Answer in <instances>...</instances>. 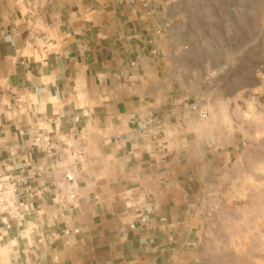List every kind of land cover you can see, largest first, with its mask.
Listing matches in <instances>:
<instances>
[{"label":"crops","instance_id":"obj_1","mask_svg":"<svg viewBox=\"0 0 264 264\" xmlns=\"http://www.w3.org/2000/svg\"><path fill=\"white\" fill-rule=\"evenodd\" d=\"M208 65L161 0H0V176L51 163L31 128L81 151L66 224L47 188L60 170L30 176L0 264H208L218 139L236 132Z\"/></svg>","mask_w":264,"mask_h":264},{"label":"rangeland","instance_id":"obj_2","mask_svg":"<svg viewBox=\"0 0 264 264\" xmlns=\"http://www.w3.org/2000/svg\"><path fill=\"white\" fill-rule=\"evenodd\" d=\"M161 1L186 54L209 56L214 87L223 77L231 83L223 91L236 132L218 139L222 181L211 206L208 264H264V0Z\"/></svg>","mask_w":264,"mask_h":264},{"label":"built area","instance_id":"obj_3","mask_svg":"<svg viewBox=\"0 0 264 264\" xmlns=\"http://www.w3.org/2000/svg\"><path fill=\"white\" fill-rule=\"evenodd\" d=\"M200 115L207 117L208 112L202 111ZM30 134L32 136L31 145L44 150L51 159V163L41 168L32 166L29 168L25 164H19L16 172L0 176V224L8 229L24 220L23 196L27 194L26 188L30 176L42 181L49 172L60 170V176H56L47 188L51 192L53 204L57 208L55 218L61 224H66L69 214L76 208V201L79 197L77 175L81 156L79 147L66 143L64 146H59L57 143L48 142L42 134L33 128H31ZM26 170L31 172L25 173ZM64 231L67 235L72 233L69 226ZM75 231L78 232V230Z\"/></svg>","mask_w":264,"mask_h":264}]
</instances>
